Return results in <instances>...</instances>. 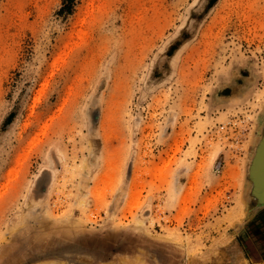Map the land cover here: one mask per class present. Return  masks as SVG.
<instances>
[{"label":"rangeland","instance_id":"1","mask_svg":"<svg viewBox=\"0 0 264 264\" xmlns=\"http://www.w3.org/2000/svg\"><path fill=\"white\" fill-rule=\"evenodd\" d=\"M0 0V264H247L264 206V0Z\"/></svg>","mask_w":264,"mask_h":264},{"label":"crops","instance_id":"2","mask_svg":"<svg viewBox=\"0 0 264 264\" xmlns=\"http://www.w3.org/2000/svg\"><path fill=\"white\" fill-rule=\"evenodd\" d=\"M236 225L224 245L239 242L240 254L247 264H264V206L246 212Z\"/></svg>","mask_w":264,"mask_h":264},{"label":"trees","instance_id":"3","mask_svg":"<svg viewBox=\"0 0 264 264\" xmlns=\"http://www.w3.org/2000/svg\"><path fill=\"white\" fill-rule=\"evenodd\" d=\"M67 1H68V2H67V3H68V4H67V7L69 8V7H70V4L72 3L73 0H67Z\"/></svg>","mask_w":264,"mask_h":264}]
</instances>
